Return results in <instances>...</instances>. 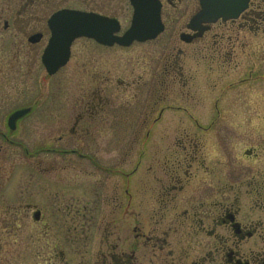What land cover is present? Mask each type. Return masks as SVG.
Instances as JSON below:
<instances>
[{
  "label": "flooded vegetation",
  "instance_id": "obj_1",
  "mask_svg": "<svg viewBox=\"0 0 264 264\" xmlns=\"http://www.w3.org/2000/svg\"><path fill=\"white\" fill-rule=\"evenodd\" d=\"M158 1L163 32L154 40L130 45L154 43L170 32L176 54L163 55L162 68L157 73L138 82L128 81L122 101H115L119 91L114 87L110 98L97 89L89 96L81 91L80 102L48 104L24 101V84L31 71L24 70V43L30 48L28 56L32 62H41L51 78L67 68L73 46L79 40L92 41L106 49L121 47L77 38L66 66L50 75L43 55L52 38L50 21L54 15L76 10L116 20L121 27L117 35L121 36L120 16L130 9L133 18L134 7L130 0H0V34H6L0 39L5 52L0 54V203L9 200L8 144L14 146L23 132L30 136L33 131L38 139H54L52 144L64 142L62 147L39 144L32 151L22 149L18 153L25 157L67 158V167L51 160L46 169L33 168L36 173L46 176L48 172L53 177L57 169L67 171V185L54 181L38 184L50 187L42 198L51 205L58 198L67 199V216L82 220L83 240L91 239V230H98L99 225L101 262L96 264H264V217L242 215L240 206L246 182L254 186L247 191L251 205H255L253 209L259 208L257 201L263 198L264 171L257 166L261 162L256 166L249 164L257 163L258 149H246L240 156L233 150L220 153L218 149L216 164L214 159L210 166L194 168L198 159L197 136L178 135L180 150L176 159L171 162L170 156H165L162 162L166 181L159 179V186L152 189L151 177L147 180L152 170L147 150L154 136L151 127L162 123L167 109L175 108L184 114L208 107L205 101L210 99L212 117L201 123L209 127L213 137L215 124L222 126L228 120L216 117L217 112L237 105L244 110L264 108L258 100V95L264 93V0H250L237 17L216 21L204 20L201 0H191L189 7L188 0ZM171 24L176 29L173 34ZM10 47L12 52L7 53ZM130 89L135 92L127 96ZM126 96L130 99H124ZM169 96L179 104L175 106L176 101H169ZM20 112L24 114L11 125V118ZM30 117L32 122L24 123ZM199 118L191 114L187 120L199 127ZM238 160L247 162V166L235 169L233 165ZM233 169L237 174L232 173ZM15 194L16 198L21 195L20 201L28 195L27 191ZM153 199L156 207L152 209ZM25 204L30 214L5 215L4 221L8 228L25 222L31 228L28 241L33 245H1L0 241L1 263L15 264L16 260L17 264H38L43 259L48 264H55L56 260L67 264L66 251L70 254L71 241L79 240L70 232L72 225H67L64 236L67 246L57 247L55 230L49 223L53 217L44 214L42 206ZM142 205H148L147 209ZM71 207H75L74 214ZM92 219L95 221L88 230ZM78 259L79 264L81 260L86 262L85 258Z\"/></svg>",
  "mask_w": 264,
  "mask_h": 264
},
{
  "label": "rangeland",
  "instance_id": "obj_2",
  "mask_svg": "<svg viewBox=\"0 0 264 264\" xmlns=\"http://www.w3.org/2000/svg\"><path fill=\"white\" fill-rule=\"evenodd\" d=\"M79 4V3H77ZM187 7L192 5V1L188 0L186 2ZM72 5V3H71ZM122 27V33L129 27L130 21L132 19V13L129 9L127 13H124L120 16ZM175 25L171 24V33L175 31ZM29 32V30H25ZM170 32H165L160 36L159 40L154 43H145V44H135L129 48L115 47L112 49H106L98 46L92 41L88 40H79L75 42L72 49V58L67 68L61 70L56 76L48 77L45 69L41 62H32L30 59L29 50L27 43H24L23 47V60H24V70L30 71V76L27 78L24 84V101L27 102H62V103H71L76 101H81L82 94L81 91H85L89 96L90 93L100 89L102 95L108 96L109 98L114 95L112 88H117L119 91L118 99L115 101H122L120 97L123 96V92L127 91L124 88V85L130 81L135 80L136 82L147 78L150 73L155 74L161 68V57L169 53L176 54V44L172 42L170 37ZM6 34H0V39L5 37ZM45 46L42 47V50ZM8 52H12V48H7ZM5 52L0 47V54ZM145 76V77H144ZM84 89H81V87ZM105 88L109 89L105 92ZM81 89V90H80ZM264 91V90H263ZM134 89H130V92L127 96L133 94ZM78 93V94H77ZM125 97L124 99H130V97ZM169 101H176L175 106L179 104L173 96H169ZM84 101L86 98L84 97ZM82 100V101H83ZM258 100L264 103V93L258 95ZM205 101V100H204ZM208 107L211 106L210 99L205 101ZM48 107L51 105H47ZM208 107H201L197 110H189L188 112L178 111L177 109H167L163 116V121L161 124L152 125L151 131L154 136H152V141L147 149L149 151L150 158L152 159V170L147 180L150 182V187L157 188L159 186V179H162V183L166 181V176L161 172V167L164 165L165 156H170L171 162L176 159L177 152L180 150L179 144L176 140L178 135L188 134L196 137L197 147L195 148V155L198 157L196 162L193 164L194 168L200 165H211L216 157L218 149L219 152L224 153L226 149H229L230 152L234 151L235 155L240 156L244 153L246 149L255 148L260 151L259 158L257 163L254 161H249V164L263 167L264 171V108L261 109H247L244 110L242 106L237 105L233 106L231 110H225L224 112H217L216 117H221L228 119L223 121L222 126L215 124V136H211L212 133L209 130L207 125L202 124L207 123L212 115L209 113ZM190 108V105L188 106ZM46 111V110H43ZM193 114L194 117H200V126H196L190 121L187 120L189 115ZM221 115H220V114ZM49 118H52L51 115H48ZM32 117H30L24 123L32 122ZM228 124V126H226ZM150 128V127H149ZM228 129L227 131H224ZM220 130V132H218ZM26 132V131H25ZM25 132L22 138H17L14 146L8 144V156H7V184L10 186L8 190V201L6 204L0 203V241L1 245H30L31 242L28 241V233L31 231V228L25 226V222H19L18 227L8 228L4 218L10 214H30L31 210L25 203H32L35 206L44 207L43 213L53 217V221L50 223L52 229L55 230V245L57 247L67 246V243L64 241V236L67 234V225L71 228V234L73 237L79 238V240H72L71 242V253L67 255L66 258L67 264H79L80 259L85 258L84 262L81 260V264H96V261L101 262V249L100 241L102 238V231L97 229H92V237L89 240L84 239L81 236L82 220L78 216L72 215L71 217L67 216V199L64 201L63 198H58L54 201V204L51 205L49 200H46L42 197L46 196L45 193L50 192V187L45 185H38L47 182L54 181L56 183L63 182L64 185H67V171L62 172L61 169H57L51 176L48 172L45 173L46 176H43L39 173H36V170L33 168L35 166H41L43 168H48L51 160L57 163L60 166L67 167V158H60L55 156L48 155H39L36 157H25L24 154L18 153L22 149L34 150L38 146L47 144L51 145L54 141L52 139L50 142L48 140L38 139L37 135L32 131L30 136L25 135ZM64 142L59 144H52L57 147H62ZM19 145V146H18ZM48 147V146H47ZM139 148V147H138ZM63 149V148H62ZM24 156V157H23ZM181 155L178 156L180 158ZM206 162H205V161ZM211 160V161H210ZM210 161V162H209ZM236 165H233L235 169L247 166V162L238 160L235 162ZM168 165L171 166L168 162ZM163 171V170H162ZM62 172V173H61ZM153 172V173H152ZM141 173V172H140ZM232 173L237 174L233 169ZM33 183V184H32ZM161 183V184H162ZM21 187L18 189V187ZM28 188L24 190V188ZM45 186V189L42 187ZM60 186V184H59ZM245 187L241 193L243 194L240 206L242 215H262L264 217V190L263 198L260 201H257L259 208H255V205H251V198L248 197L247 191L250 192V189L254 186L245 183ZM248 189V190H247ZM158 190V189H157ZM156 190V191H157ZM27 191L26 199L20 201L19 198L21 195L17 196L16 193L24 194ZM144 209H147L148 205H142ZM152 209L155 208L154 199L151 203ZM252 207V208H251ZM74 214L75 207H71ZM78 209V208H77ZM252 209V210H250ZM7 215V216H5ZM5 216V217H4ZM67 216V217H66ZM95 219L89 220L88 230L91 229L92 224ZM29 223V222H28ZM27 223V224H28ZM99 223V221H98ZM25 226V228L23 227ZM41 229H43L41 227ZM15 230L16 233L15 234ZM75 232V233H74ZM15 234V235H14ZM40 241L42 242L43 238L40 235ZM76 239V238H75ZM13 240H16L13 242ZM33 245V244H32ZM83 247V248H82ZM82 248V249H81ZM99 250V251H98ZM81 251H86L83 254ZM76 252L77 254H75ZM15 264L18 261L14 260ZM59 260H56L55 264ZM61 262L63 260L61 259ZM0 264L1 259H0ZM38 264H48L43 262V259L39 260ZM50 264H54L53 261ZM65 264V263H64Z\"/></svg>",
  "mask_w": 264,
  "mask_h": 264
},
{
  "label": "water",
  "instance_id": "obj_3",
  "mask_svg": "<svg viewBox=\"0 0 264 264\" xmlns=\"http://www.w3.org/2000/svg\"><path fill=\"white\" fill-rule=\"evenodd\" d=\"M250 0H201L202 16L205 21H216L219 18L237 17L247 6ZM134 7V16L131 27L122 36L120 24L116 20L96 14L78 11H62L54 15L50 21L52 38L43 55V64L48 73L54 75L66 66L71 55L72 43L77 38L93 39L96 42L113 46L114 44L128 47L134 42L154 40L163 30L161 19V5L158 0H130ZM24 114H15L11 125L16 118Z\"/></svg>",
  "mask_w": 264,
  "mask_h": 264
}]
</instances>
